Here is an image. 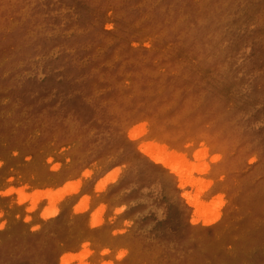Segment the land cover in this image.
Returning <instances> with one entry per match:
<instances>
[{
  "label": "rangeland",
  "instance_id": "rangeland-1",
  "mask_svg": "<svg viewBox=\"0 0 264 264\" xmlns=\"http://www.w3.org/2000/svg\"><path fill=\"white\" fill-rule=\"evenodd\" d=\"M0 264H264V0H0Z\"/></svg>",
  "mask_w": 264,
  "mask_h": 264
}]
</instances>
